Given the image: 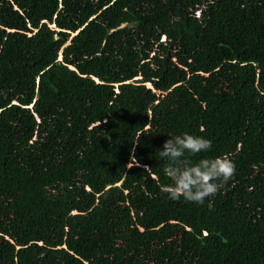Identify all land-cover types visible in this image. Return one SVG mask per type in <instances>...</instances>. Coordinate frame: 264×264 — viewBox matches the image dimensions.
I'll use <instances>...</instances> for the list:
<instances>
[{
    "label": "trees",
    "instance_id": "trees-1",
    "mask_svg": "<svg viewBox=\"0 0 264 264\" xmlns=\"http://www.w3.org/2000/svg\"><path fill=\"white\" fill-rule=\"evenodd\" d=\"M183 133L235 164L203 204ZM0 264H264V0H0Z\"/></svg>",
    "mask_w": 264,
    "mask_h": 264
},
{
    "label": "clouds",
    "instance_id": "clouds-1",
    "mask_svg": "<svg viewBox=\"0 0 264 264\" xmlns=\"http://www.w3.org/2000/svg\"><path fill=\"white\" fill-rule=\"evenodd\" d=\"M211 147V140L183 133L168 138L162 149L157 150L156 154L167 161L163 171L172 183L161 186V190L170 200L178 201L182 197L186 202L203 204L234 178L235 164L227 156L201 159L195 164L186 158V153L195 155L210 151ZM139 166L135 159L128 164L129 169Z\"/></svg>",
    "mask_w": 264,
    "mask_h": 264
},
{
    "label": "water",
    "instance_id": "water-1",
    "mask_svg": "<svg viewBox=\"0 0 264 264\" xmlns=\"http://www.w3.org/2000/svg\"><path fill=\"white\" fill-rule=\"evenodd\" d=\"M59 60H61V59H59Z\"/></svg>",
    "mask_w": 264,
    "mask_h": 264
}]
</instances>
